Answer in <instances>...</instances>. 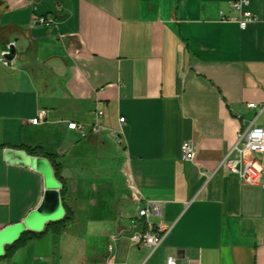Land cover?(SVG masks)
Returning <instances> with one entry per match:
<instances>
[{
	"label": "crops",
	"instance_id": "0c3cea01",
	"mask_svg": "<svg viewBox=\"0 0 264 264\" xmlns=\"http://www.w3.org/2000/svg\"><path fill=\"white\" fill-rule=\"evenodd\" d=\"M235 1L0 0V57L16 48L0 62V235L48 188L7 151L46 158L64 203L23 244L1 242L0 264H264V174L246 185L222 165L241 131L264 127V0H250L259 21L246 29L223 20ZM33 14L58 23L31 27ZM71 121L103 128L82 137ZM133 187L171 227L154 252L132 241L147 230Z\"/></svg>",
	"mask_w": 264,
	"mask_h": 264
},
{
	"label": "built area",
	"instance_id": "2783aa9c",
	"mask_svg": "<svg viewBox=\"0 0 264 264\" xmlns=\"http://www.w3.org/2000/svg\"><path fill=\"white\" fill-rule=\"evenodd\" d=\"M232 6L234 12L237 14L236 18L226 17L223 19L224 21H237L242 29H246L250 24L259 21L258 16L250 10V0H236ZM57 23L58 19L54 14H33L30 26L44 25L51 27L57 25ZM10 51L11 47L0 57V62L7 67L13 65V61L8 58ZM256 106V103L248 105L249 108ZM47 114V110H41L39 115L33 118L31 122L36 125L41 124L44 122ZM103 115V110H97L98 118H101ZM119 120L121 124H124L126 121L125 117H121ZM68 128L79 132L82 137H87L91 132H99L103 126L99 121L92 124L89 128L85 124L71 121L68 123ZM115 133L118 141L124 143L125 134L123 128ZM182 153L185 160L192 161L195 158V146L191 142L183 143ZM259 155H264V127L250 125L239 133L237 142L227 153L222 165H225L230 172L237 174L244 184L259 185L262 182L264 174V167L257 158ZM133 196L135 201L139 203L138 218L146 219L147 230L134 234L132 241L135 245L150 247L152 252H154L163 244L171 231V227H166L162 223L155 224L150 220L152 215L162 214L160 202L146 199L141 190L136 187H133ZM144 202L145 205H143ZM166 264H196V262L181 263L176 256H169Z\"/></svg>",
	"mask_w": 264,
	"mask_h": 264
},
{
	"label": "water",
	"instance_id": "95a60500",
	"mask_svg": "<svg viewBox=\"0 0 264 264\" xmlns=\"http://www.w3.org/2000/svg\"><path fill=\"white\" fill-rule=\"evenodd\" d=\"M15 56L16 48L15 45H12L8 58L13 60ZM7 158L14 163L30 162L35 168L45 174L48 188L41 206L33 211L24 222L7 228L0 235V243L18 240L21 234L27 229L42 230L47 223L57 220L64 213V203L60 191L61 187L56 185L59 183L55 180L51 165L46 158H31L27 157L25 153L12 150L7 151Z\"/></svg>",
	"mask_w": 264,
	"mask_h": 264
},
{
	"label": "trees",
	"instance_id": "16d2710c",
	"mask_svg": "<svg viewBox=\"0 0 264 264\" xmlns=\"http://www.w3.org/2000/svg\"><path fill=\"white\" fill-rule=\"evenodd\" d=\"M22 147L27 148L32 154H41V151H39V150L36 149V148H32V147L24 146V145H23ZM51 158H52V160H53V162H54V165H55L56 168H57V174H58V169H59V166H60V165L58 164L57 160H56L53 156H51ZM63 190H64V189H63ZM33 234H34V233H33L32 231H27V232H25L23 236H21L18 240H16V242H14V244H13L11 247L8 248V250L11 251V250L14 249L15 247H17V246L23 244L28 238H31V237L33 236ZM7 253H8V252H7Z\"/></svg>",
	"mask_w": 264,
	"mask_h": 264
}]
</instances>
